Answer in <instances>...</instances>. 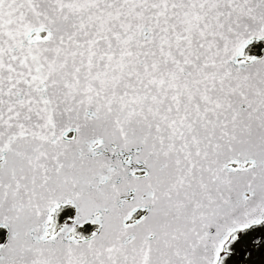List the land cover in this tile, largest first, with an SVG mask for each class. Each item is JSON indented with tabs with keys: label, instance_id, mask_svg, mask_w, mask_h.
<instances>
[{
	"label": "snow or ice",
	"instance_id": "obj_1",
	"mask_svg": "<svg viewBox=\"0 0 264 264\" xmlns=\"http://www.w3.org/2000/svg\"><path fill=\"white\" fill-rule=\"evenodd\" d=\"M0 264H264V0H0Z\"/></svg>",
	"mask_w": 264,
	"mask_h": 264
},
{
	"label": "trees",
	"instance_id": "obj_2",
	"mask_svg": "<svg viewBox=\"0 0 264 264\" xmlns=\"http://www.w3.org/2000/svg\"><path fill=\"white\" fill-rule=\"evenodd\" d=\"M0 235H3V230H0Z\"/></svg>",
	"mask_w": 264,
	"mask_h": 264
}]
</instances>
